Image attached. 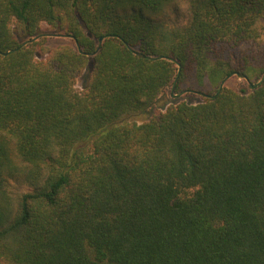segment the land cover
Here are the masks:
<instances>
[{
	"label": "trees",
	"instance_id": "obj_1",
	"mask_svg": "<svg viewBox=\"0 0 264 264\" xmlns=\"http://www.w3.org/2000/svg\"><path fill=\"white\" fill-rule=\"evenodd\" d=\"M169 1L0 0V264H264V0Z\"/></svg>",
	"mask_w": 264,
	"mask_h": 264
},
{
	"label": "rangeland",
	"instance_id": "obj_2",
	"mask_svg": "<svg viewBox=\"0 0 264 264\" xmlns=\"http://www.w3.org/2000/svg\"><path fill=\"white\" fill-rule=\"evenodd\" d=\"M154 17L155 19H158L165 23L167 28L184 26L188 23V20L190 19L189 1L170 0L164 5L162 12H160L158 15H155ZM41 30L45 33L44 45L46 46L47 50H50L62 44H72V40L70 37L66 36L65 34H62L61 32L57 31L56 29L52 28L51 26L45 23L41 24ZM88 74L89 72L84 69L76 76L74 87L77 90H81L83 88ZM223 86L235 90L239 88H245L246 90H248L250 88L248 81L243 77L238 76L237 74H232L228 76L224 81ZM171 87L172 85H169L164 88L155 103L147 110V113H145V118H148L149 116L164 110V108L170 103H176L179 101L197 103L204 98V94H207L195 91L193 89L181 88L178 90L174 89L172 95ZM181 91L182 93L177 94ZM11 151L15 165H17L19 168L23 167L24 163L20 161V159L15 155L13 151V146L11 147ZM28 189L29 187L24 183L20 172L19 174H15L13 178H10L8 180V191L13 197H15L19 193L27 191Z\"/></svg>",
	"mask_w": 264,
	"mask_h": 264
},
{
	"label": "water",
	"instance_id": "obj_3",
	"mask_svg": "<svg viewBox=\"0 0 264 264\" xmlns=\"http://www.w3.org/2000/svg\"><path fill=\"white\" fill-rule=\"evenodd\" d=\"M103 36H100V37H98V45L102 42V40H103ZM32 40V39H31ZM25 43V42H24ZM23 43V44H24ZM139 55H142V56H145L143 53H141V52H137ZM161 57V56H160ZM167 59H169V60H171V61H174V59L172 58V57H170V56H168L167 57ZM179 72H180V65L178 64V68H177V73H176V76H175V78H174V81H173V83H172V87H171V94L173 95V90H174V85H175V81H176V79H177V77H178V75H179ZM238 76H240V77H243L244 79H246V77H245V75H243V74H240V73H236ZM228 76H226V77H224L221 81H220V83H219V85H218V88H217V92L223 87V83H224V81L226 80V78H227ZM264 80V73H263V75L261 76V78L258 80V81H256V82H252V81H250V80H247L248 81V84H249V87H251V88H253V87H255L256 85H258L261 81H263ZM180 93H182V91L181 92H178L177 94H180ZM204 96H212V94H204Z\"/></svg>",
	"mask_w": 264,
	"mask_h": 264
}]
</instances>
